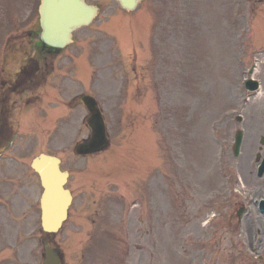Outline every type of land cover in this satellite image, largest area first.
<instances>
[{"label": "rangeland", "instance_id": "obj_1", "mask_svg": "<svg viewBox=\"0 0 264 264\" xmlns=\"http://www.w3.org/2000/svg\"><path fill=\"white\" fill-rule=\"evenodd\" d=\"M90 2L100 6L99 16L75 33L65 51L77 56V91L93 93L104 109L111 150L71 157L87 135L80 108L76 135L59 139L64 150L50 147L48 136L31 138L45 124H22V132L33 134L16 140L18 148L35 144L14 155L27 166L21 179L13 174L37 191L27 200L31 214L22 252L31 264L42 260L40 187L29 163L40 152L63 151L76 195L69 219L55 234L65 264H264V216L252 207L239 222L231 212L236 163L255 164L264 134V82L259 97L242 108L239 89L253 62L264 69V1L145 0L131 13L116 0ZM37 3L0 0V35L37 28ZM164 7L172 12L166 19ZM4 46L0 41V66ZM242 52L243 62L236 58ZM238 128L246 129L247 139L237 160L232 145ZM0 210L12 221L9 206ZM107 230L130 233V240H107Z\"/></svg>", "mask_w": 264, "mask_h": 264}, {"label": "water", "instance_id": "obj_2", "mask_svg": "<svg viewBox=\"0 0 264 264\" xmlns=\"http://www.w3.org/2000/svg\"><path fill=\"white\" fill-rule=\"evenodd\" d=\"M141 0H119L126 9H134ZM43 33L40 40L61 47L70 42L72 31L84 24H88L97 14L94 5H88L85 0H42L40 8ZM92 115L89 124L93 129L90 141L79 147L82 154L93 152L107 145L105 125L96 101L91 97H84ZM240 138H238L236 152L239 149ZM33 167L41 176L45 188L43 206V225L46 229L57 228L66 215V207L69 202L68 192L64 190L63 184L66 174L60 171L59 160L55 157L41 155L33 161ZM47 248V259L45 264H56L58 256L49 246Z\"/></svg>", "mask_w": 264, "mask_h": 264}, {"label": "flooded vegetation", "instance_id": "obj_3", "mask_svg": "<svg viewBox=\"0 0 264 264\" xmlns=\"http://www.w3.org/2000/svg\"><path fill=\"white\" fill-rule=\"evenodd\" d=\"M27 32L20 36H10L8 40L11 43L9 49L14 50L13 53L22 56L23 62L18 70L9 72L7 75L4 71L7 67H2L0 70V157L8 151L13 144L11 125L7 123L6 117L11 111V104L14 100L11 99L12 94L24 95L28 102L36 101L40 98V94L31 89L32 85H37L39 80L37 76L45 78L46 75L54 72V59L59 57L60 53H44V47L34 44L32 34ZM7 40V41H8ZM35 52V55H33ZM51 52V51H50ZM12 74V75H10ZM75 97L71 98V105ZM249 185V184H248ZM250 186V185H249ZM262 189V188H260ZM4 196L0 195V200L6 198V192H2ZM11 198L6 202L13 208ZM17 208V207H16ZM15 214L24 215V210H15Z\"/></svg>", "mask_w": 264, "mask_h": 264}]
</instances>
